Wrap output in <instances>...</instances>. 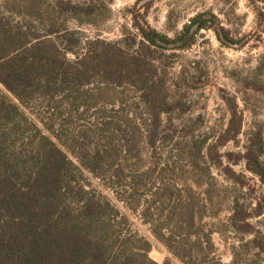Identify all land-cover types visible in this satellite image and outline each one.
<instances>
[{"label": "rangeland", "instance_id": "1", "mask_svg": "<svg viewBox=\"0 0 264 264\" xmlns=\"http://www.w3.org/2000/svg\"><path fill=\"white\" fill-rule=\"evenodd\" d=\"M52 1L0 0V14L43 28L39 19L47 17ZM112 9L108 19L69 25L86 37L117 41L124 27L132 29L139 13L137 20L173 38L196 15L211 11L239 44L222 46L209 31L188 50L159 52L162 85L175 108L164 117L175 127L173 138L156 144L147 141L151 119L133 86L95 83L85 92L58 95L54 109L42 99L21 106L22 117L15 122L18 133L9 148L31 155L38 135L34 125H38L79 167V156L99 152L103 163L92 164L95 170L81 167L77 180L96 199L111 204L110 219L118 231L153 245L149 258L157 264H185L173 251L188 257L190 264H234L235 253L236 264L245 262L252 249L243 246L251 237L230 229L210 233L230 217L234 195L255 205L264 197V184L245 162L232 165L225 158L220 168L207 163L196 152L195 142L223 134L236 107L241 133L221 147V154L244 152L253 127L263 130L264 137V70L254 73L264 55V30L255 7L248 0H114ZM228 167L243 176L241 186L226 177ZM183 207H191L197 215L192 232L179 229L186 223ZM157 225L164 242L155 237Z\"/></svg>", "mask_w": 264, "mask_h": 264}, {"label": "trees", "instance_id": "2", "mask_svg": "<svg viewBox=\"0 0 264 264\" xmlns=\"http://www.w3.org/2000/svg\"><path fill=\"white\" fill-rule=\"evenodd\" d=\"M248 1L255 7L264 30V0ZM113 2L53 0L47 17L39 19L43 28L0 14V264H157L149 258L153 245L118 231L110 219L114 211L111 204L96 199L77 180L81 167L94 169L92 164L103 163L99 152L79 156V167L38 125H34L38 135L31 155L8 146L18 133L15 122L22 117L21 106L30 107L35 99H42L54 109L58 95L85 92L83 89L95 83L133 86L151 119L147 141L156 144L173 138L175 127L164 117L175 108L162 85L159 52L188 50L203 32L209 31L222 46L233 48L239 44L211 11L196 15L173 38L147 21L137 20L139 13L132 29L124 27L117 41L86 37L82 30L70 27L71 21L83 25L110 18ZM263 70L264 55L254 73ZM181 74L185 75L184 71ZM237 115L236 107L223 134L197 140L196 152L217 168L223 166L225 158L232 165L245 162L264 184L263 130L252 128L244 152L221 154V147L241 133V125L235 122ZM227 170L226 177L241 186L243 176L232 168ZM232 202L230 217L221 228L214 225L210 234H224L230 229L243 238L251 237L243 248L252 251L241 264H264V197L252 205L234 195ZM182 211L186 223L179 229L192 232L197 215L191 207H183ZM161 230L157 225L154 234L164 242ZM138 244L142 249H137ZM173 253L190 264L188 257Z\"/></svg>", "mask_w": 264, "mask_h": 264}]
</instances>
